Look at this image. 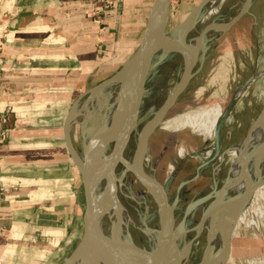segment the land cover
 <instances>
[{
	"label": "crops",
	"instance_id": "crops-1",
	"mask_svg": "<svg viewBox=\"0 0 264 264\" xmlns=\"http://www.w3.org/2000/svg\"><path fill=\"white\" fill-rule=\"evenodd\" d=\"M153 1L120 0L101 32L90 16L98 0L0 1V264H53L64 232L81 231L64 121L134 52Z\"/></svg>",
	"mask_w": 264,
	"mask_h": 264
},
{
	"label": "rangeland",
	"instance_id": "rangeland-1",
	"mask_svg": "<svg viewBox=\"0 0 264 264\" xmlns=\"http://www.w3.org/2000/svg\"><path fill=\"white\" fill-rule=\"evenodd\" d=\"M201 1L175 0L171 7L167 26V34L169 36L182 44L181 37L184 35L185 30L181 28V25H184L189 18L193 17L194 24L192 23L191 30L186 33V41L188 43L192 42L194 38L201 34H203L205 40L198 46L199 62L192 68L191 76L182 93L165 117L184 115L188 111L195 112V110L216 106L220 107L223 115L228 114L223 120H220L217 128L209 138L194 133L188 128L173 132L157 128L154 131L149 139L150 161L146 170L147 172L153 170L157 176V169L159 170L162 167L165 172L162 171L160 179H158L161 183L168 180L171 176L170 166H173L171 163L173 159L177 160L178 165L187 163L185 173L180 174L176 183L182 180L183 177L191 176L195 168H200L203 160L208 162L213 159L212 165L209 163V167L203 170V176L206 175L207 178L211 179L212 167L217 163L216 159L218 160V156L249 138L253 130V123L259 119L264 106V0H226L222 4L221 9L208 17V11L200 10L197 13L194 12ZM0 13L1 49L4 42L3 29L7 13ZM230 20L232 21L227 29L220 32V34H214L211 39L207 38L212 26L218 27ZM107 24L103 21L101 24H96V26L101 32V28H107ZM113 25L118 27V21L116 20ZM186 61V56L178 53H172L166 57L155 55L145 84L139 124L131 137L130 147L127 148L125 153L127 160H131L133 156L137 146L136 143L140 137L139 134H141L144 125L170 97L171 92L179 81V77L184 72L183 70L190 64V61L188 63ZM237 92H240V94L236 95ZM88 97L89 95L81 100L79 107L82 106ZM67 108L68 105L63 108L62 113L67 111ZM80 116L75 118L70 134L77 151L80 148L81 128H84L89 133L87 121L84 120L83 115ZM160 137L168 139L165 143L170 145L169 148L168 146L165 148V146L160 144ZM213 143L215 145L212 147ZM215 147L218 150L217 152L209 151V148L215 150ZM182 148L186 152L192 150L197 152V154L196 156L193 155V158H185V153L182 156V151H179ZM162 150H167V156L163 158L164 161L162 163L157 164L155 159ZM168 150L170 151L169 153ZM65 154H67L66 158H70L68 153ZM215 154L216 156L214 157ZM180 166L184 167L183 164ZM72 168L74 178L79 177L77 167L72 165ZM122 170V167L118 168V175ZM210 182L209 180V184ZM123 183V186L122 183L119 184L120 187L117 192L118 203L127 209L130 216L141 227L140 229L130 228L129 231L133 242L141 248L148 249L150 244L145 238L143 223L151 229L158 228L159 216L156 203L130 174H126ZM183 191L186 192V196L177 202L175 217L176 224H179L178 226L184 230L198 222L203 213L204 205L201 204V207L199 206V208L192 211V215L188 219L186 218L185 223L181 226L180 222L184 217V211L186 210L185 212L189 213L193 207L198 206L203 198L201 194L194 196L192 186L184 187ZM80 192L82 194V191ZM256 194L258 197L251 199L253 201H250L244 209L246 211L244 221L251 224L247 225L242 222L237 224L236 227H234L235 225L233 226L230 252L223 264H264V185L258 188ZM70 201V199L64 198L65 203ZM79 202L81 211H83L82 195L79 198ZM190 208L192 209L190 210ZM104 232H106V236H109L107 229ZM73 233L74 230L64 232L63 254L59 255L53 264H61L79 242L81 231L76 235ZM48 239L52 240V238ZM188 239L190 238L188 237L182 241L181 246H185ZM197 241L198 239L195 242ZM195 242L191 247L192 250L190 249L188 264H200L203 258L202 252L195 247Z\"/></svg>",
	"mask_w": 264,
	"mask_h": 264
},
{
	"label": "water",
	"instance_id": "water-1",
	"mask_svg": "<svg viewBox=\"0 0 264 264\" xmlns=\"http://www.w3.org/2000/svg\"><path fill=\"white\" fill-rule=\"evenodd\" d=\"M174 1H153L142 35L134 52L113 77L102 82L88 93L90 97L92 93L105 89L112 82H121V104L114 125L111 123L105 124L96 129L92 134H89L84 128H81V156L74 147L70 135L71 127L75 118H77L76 112L81 103L80 99L73 104L65 118L63 125L64 137L71 160L79 171L84 206L81 219L80 240L61 264H72L78 257L84 254L91 255L100 264H115L110 260L106 251V243L109 242V237L104 232L103 218L107 213L109 203H118V187L120 183H123L126 174H130L146 189L156 203L159 216L158 228H148L145 223L144 227L157 234L156 238L157 240L159 238L160 245L157 246L156 244V246H150L148 249H145L132 242L126 243L125 246L135 252L131 256H134L136 259L126 260L124 264H169L173 256L176 257L175 261L177 263L175 264H182L185 253L190 249L192 243L199 238L204 221L215 210L214 207L202 213L196 225V235L184 247H179L175 237L177 228L174 210L177 201L171 203L161 182L149 174L144 167V155L149 146V139L158 128L159 122L165 118L182 93L191 76L192 68L197 63L199 49L194 51L192 61L181 74L170 97L154 112L151 119L144 125L131 160H127L125 157V152L129 147L131 137L139 124L140 107L145 92V84L156 55L155 46L157 43H162L166 40L168 35L167 26ZM207 1L202 0L194 12L197 13L200 11ZM181 28H183V25H181ZM189 30L191 28L187 29L182 36L181 40L184 44L186 33ZM165 45L169 47V44ZM170 47V53L184 55L177 47ZM258 120L264 121V106ZM93 162L96 163L95 166H93ZM119 167H122L123 170L118 175ZM103 174L107 175V180L104 187L98 189L95 184ZM263 185L264 181L249 187L236 200L237 207H243L254 191ZM106 188L108 189V196L106 194ZM101 195L102 197L104 196L106 205L101 204L99 198ZM186 215L187 212L181 220V225L185 223ZM232 235L233 232L230 234L229 243H231Z\"/></svg>",
	"mask_w": 264,
	"mask_h": 264
},
{
	"label": "bare ground",
	"instance_id": "bare-ground-1",
	"mask_svg": "<svg viewBox=\"0 0 264 264\" xmlns=\"http://www.w3.org/2000/svg\"><path fill=\"white\" fill-rule=\"evenodd\" d=\"M225 1L226 0H208L201 9V11H208V17L209 15L215 13L217 10L221 9V6ZM192 18L193 17L189 18L187 22L183 25L185 31L191 28V25L194 20V18ZM231 21L232 20L227 21L226 23L221 24L218 27H208L210 28L211 32L208 33L207 38L211 39L214 34H220V32L227 29ZM204 40L205 37L203 36V34H201L189 43L186 41L185 38V44L182 42V40L181 44L180 42H176V40H174V38H172L171 36L167 35L166 40L164 42L156 44L155 54L166 57L169 54H172L170 53V46H175L178 48V50H181L182 53L186 56V62L188 63L189 61L191 62V58L194 57L193 52L198 49V46L202 44ZM165 44H169V47H167ZM239 94L240 92H237L236 95ZM120 104L121 82H112L108 84L107 89L105 88L100 91H97L96 93H92L91 96L82 104V106L77 109L76 115H83L84 120H86L89 125V134H92L96 129L105 124L111 123L112 125H114L118 116ZM227 114L228 113L223 115L220 107L218 106L202 108L197 111L195 110V112L188 111L184 115H175L170 118L165 117L161 122H159L158 128L164 131L171 132L188 128L194 133L209 138L212 136L214 130L217 128V125L220 120H223L227 116ZM252 127L253 130L251 131L249 138H247L241 144L234 145L228 151L222 153L218 159V163L214 167V177H216L223 163L222 170L225 171H223L224 176H227L228 179L225 180V177L221 178L220 185L224 184L225 189L218 190L219 185H217L216 187V184L214 182V184H212L210 187L208 195L201 201L204 202L203 205L205 207V210H211L214 207L215 210L212 211L209 214L208 218L204 221L198 241H194L195 247L199 248V250L203 254V258L200 264H223L225 262L230 252L229 237L231 232H233V226L235 225L234 227H236L237 224L245 222V206L251 201V199L258 197L256 194L258 191L257 189L250 196V198L243 207H237L236 200L243 193H245L249 187L253 186L258 182L264 181V121L256 120V122L253 123ZM224 159L225 162L223 161ZM149 161L150 155L147 148L144 155L145 168H147ZM94 162L93 166L96 165V163ZM106 180L107 175L103 174L101 178L96 181L95 186L98 189H102L105 185ZM106 194L107 196L109 195L108 189L106 190ZM99 198L101 204L106 205L104 201V196L102 197L101 195ZM245 223L247 225L251 224L249 222ZM103 228L104 231L105 229H107V232L109 234V242L106 243V251L110 260H112L113 263L124 264L126 260L129 261L136 259L134 256H131L135 252H133L130 248L126 247L125 244L131 242L134 243L129 231L130 228L140 229L141 227L138 222L130 216L125 207L123 208V206L119 203H109L107 213L103 218ZM148 228L144 227L143 230L145 232V238L148 240L150 246L153 247L156 246V244L157 246L160 245L159 238L158 240L156 238L157 234L152 230H149ZM196 233V226L190 227L188 228V230H183L179 227L175 231V237L177 239L179 247L182 248V241H184L188 237H194ZM189 255L190 250L185 253L182 264H188ZM175 260L176 257L173 256V259L169 264L177 263V261ZM72 264L100 263L95 260L91 255L84 254L83 256L78 257Z\"/></svg>",
	"mask_w": 264,
	"mask_h": 264
},
{
	"label": "flooded vegetation",
	"instance_id": "flooded-vegetation-1",
	"mask_svg": "<svg viewBox=\"0 0 264 264\" xmlns=\"http://www.w3.org/2000/svg\"><path fill=\"white\" fill-rule=\"evenodd\" d=\"M197 62H199V59H197ZM160 140H159V142H160V144L161 145H163V146H165V148H167V146H168V148L170 147V145L167 143H165L166 141H168V139H166V138H164V137H160L159 138ZM213 145H215V143H213L212 144V147H213ZM217 146H218V144H216ZM220 145V144H219ZM233 146V145H232ZM206 147V146H205ZM211 147V148H212ZM219 147V146H218ZM211 148H209V151L211 152V151H214V152H217L218 150H217V148L215 149V150H212ZM202 149V148H201ZM200 149V150H201ZM229 149V148H228ZM187 150V149H186ZM166 151L167 150H162L160 153H158V155H157V157H156V159H155V161L157 162V164H160V163H162L164 160H163V158L164 157H166L167 156V153H166ZM179 151H182V156H183V153H185L184 154V156H185V158H193L194 156L193 155H195L196 156V154H197V152H194V151H189V152H186L185 151V149H181V150H179ZM195 151H197V150H195ZM78 153H79V155L81 156V141H80V148H79V150L77 151ZM170 151L168 150V153H169ZM225 152V151H224ZM224 152H222V153H224ZM209 153V152H208ZM221 153V154H222ZM178 154V156H179V152L177 153ZM217 154V153H216ZM216 154L214 155V157L216 156ZM220 154V155H221ZM170 155V154H169ZM220 155L218 156V159H219V157H220ZM205 160H207L206 158H204ZM224 162H225V159L223 160ZM187 162V161H186ZM214 162V160L213 159H211V160H209L208 162H206V161H204L203 160V162H202V164L200 165V168L199 167H197V168H195L194 169V171H193V173L191 174V176H186V177H183V179L182 180H180L178 183H176L177 181H178V177L180 176V174H183V173H185V171H186V169H185V166L187 165V163H182L183 164V166L184 167H182V166H180V165H182V164H177V160H175V159H173V162L171 161V163L173 164V166L171 165L170 166V168H171V172H170V174H171V176L169 177V179L168 180H166L165 182H163V183H161L162 185H163V187H164V189H165V191H166V193H167V195L169 196V199L170 198H172V199H170V201H171V203H174L175 201H179L180 199H182V198H184L186 195V192H184L183 191V188L184 187H190V186H192V188H193V193H194V196H199L200 194H201V196H203V198H202V200L208 195V193H209V191H210V187H211V185L212 184H214V182H215V184H216V187H217V185H219L218 186V190L219 189H225V186H224V184H222V185H220V183H221V178H224L225 177V180H227L228 178H227V176H224V173H223V171L224 170H222V167H223V163H222V165H221V169L219 170V172H218V175L216 176V177H214V167H215V165L218 163V160L216 159V164L212 167V171H211V174H212V177H211V179H209V178H207L206 177V175L205 176H203L204 175V169L206 168V167H209V163L212 165V163ZM190 163V162H189ZM162 165V164H161ZM145 169H147V168H145ZM147 171V170H146ZM162 171H164L165 172V170H163V168L161 167V169H157V172H158V174H157V176L154 174V172H153V170H151V171H148V173L149 174H151L152 176H154L155 178H157V179H160V176H161V172ZM225 172V171H224ZM218 177V178H217ZM209 180L211 181L210 182V184H209ZM137 182V181H136ZM138 183V182H137ZM123 184L124 183H122V186H123ZM139 184V183H138ZM140 185V184H139ZM140 187H142L141 185H140ZM222 187V188H221ZM143 188V187H142ZM143 190L146 192V194L151 198V199H153L152 197H151V195L146 191V189H144L143 188ZM175 203V210H176V207H177V204L178 203ZM204 204V202H201V203H199L198 204V206H195V207H193V209L192 208H190V212L189 213H187V215H186V218L188 219L189 218V216L190 215H192V211H194L196 208H199V206L201 207L202 205ZM203 208H205V207H203ZM207 209V208H206ZM175 210H174V212H175ZM186 211V210H185ZM184 211V216H185V212ZM205 211V209H203V212ZM188 216V217H187ZM183 219V218H182ZM186 220V219H185ZM199 221V220H198ZM198 223V222H197ZM197 223L194 225V226H196L197 225ZM158 225H159V223H158ZM179 224H176V228L178 229L179 228V226H178ZM180 225H181V222H180ZM182 226V225H181ZM143 227H144V225H143ZM158 227V226H157ZM190 227H193V226H189V227H187L186 229H184V230H188V228H190ZM200 237V236H199ZM193 237H190V239H188V241L185 243V245L192 239ZM198 239V238H197ZM196 239V240H197ZM195 240V241H196ZM194 243V242H193ZM193 243H192V245H193ZM182 247H184V246H182ZM192 247V246H191ZM191 247H190V249H191ZM189 249V250H190Z\"/></svg>",
	"mask_w": 264,
	"mask_h": 264
},
{
	"label": "built area",
	"instance_id": "built-area-1",
	"mask_svg": "<svg viewBox=\"0 0 264 264\" xmlns=\"http://www.w3.org/2000/svg\"><path fill=\"white\" fill-rule=\"evenodd\" d=\"M120 0H98L97 6L91 11L90 16L93 24H101L104 16L116 9ZM106 30V27H102L101 31ZM1 70V59H0Z\"/></svg>",
	"mask_w": 264,
	"mask_h": 264
}]
</instances>
